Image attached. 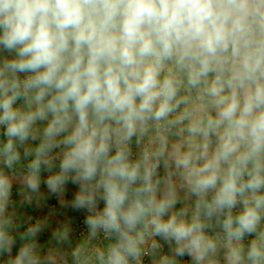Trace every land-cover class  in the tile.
<instances>
[{
    "label": "clouds",
    "instance_id": "1",
    "mask_svg": "<svg viewBox=\"0 0 264 264\" xmlns=\"http://www.w3.org/2000/svg\"><path fill=\"white\" fill-rule=\"evenodd\" d=\"M146 260L264 264V0H0V264Z\"/></svg>",
    "mask_w": 264,
    "mask_h": 264
},
{
    "label": "crops",
    "instance_id": "2",
    "mask_svg": "<svg viewBox=\"0 0 264 264\" xmlns=\"http://www.w3.org/2000/svg\"><path fill=\"white\" fill-rule=\"evenodd\" d=\"M75 190H76L75 186H73L71 184L68 185V194L67 195L70 197L72 192H74ZM17 191H18V185L14 184V186H13V199L18 201L19 197L17 195ZM42 191H46V189H44L43 186H42ZM48 203L50 206H52V205L56 206L58 211H60V216L57 217V219L63 220L66 217L71 218L72 226H73V230H74V236H73L74 240L79 237L80 233L86 231V226L83 224V218L84 217H83L82 213L73 212V211L68 210V209L60 210L58 203L54 198L49 200ZM27 211L34 214V215L39 214V213H37V211L34 208H29V209H27ZM45 211H47V209H45ZM53 223H55V222H53ZM47 238H48V234L45 233L40 237V240L43 242ZM15 250L16 249L13 250L14 253H15ZM185 259H187V257H185Z\"/></svg>",
    "mask_w": 264,
    "mask_h": 264
},
{
    "label": "rangeland",
    "instance_id": "3",
    "mask_svg": "<svg viewBox=\"0 0 264 264\" xmlns=\"http://www.w3.org/2000/svg\"><path fill=\"white\" fill-rule=\"evenodd\" d=\"M146 264H147V260H146Z\"/></svg>",
    "mask_w": 264,
    "mask_h": 264
}]
</instances>
